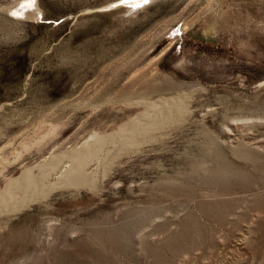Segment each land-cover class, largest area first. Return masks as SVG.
Masks as SVG:
<instances>
[{"label": "rangeland", "instance_id": "obj_1", "mask_svg": "<svg viewBox=\"0 0 264 264\" xmlns=\"http://www.w3.org/2000/svg\"><path fill=\"white\" fill-rule=\"evenodd\" d=\"M131 1L0 0V190L113 152L1 211L0 264H264V0ZM158 100L176 122L115 141Z\"/></svg>", "mask_w": 264, "mask_h": 264}, {"label": "bare ground", "instance_id": "obj_2", "mask_svg": "<svg viewBox=\"0 0 264 264\" xmlns=\"http://www.w3.org/2000/svg\"><path fill=\"white\" fill-rule=\"evenodd\" d=\"M31 7L35 9L36 14H41L34 5ZM170 104L168 101L159 100L140 104L145 107V110L124 123L119 130L112 132L113 138L116 142H123L124 147L143 144L153 131L165 124L176 122ZM107 141L106 134H95L82 146L77 148L74 146V149L70 148L69 151L67 149L60 155H52L48 161L37 168H25L19 177L8 180L5 188L0 190V212L10 207L16 209L20 206L25 207L37 199H42L49 191L55 189L78 188L85 183L89 184L98 170L87 171V167L95 162L102 165L113 153L112 150L107 149Z\"/></svg>", "mask_w": 264, "mask_h": 264}, {"label": "water", "instance_id": "obj_3", "mask_svg": "<svg viewBox=\"0 0 264 264\" xmlns=\"http://www.w3.org/2000/svg\"><path fill=\"white\" fill-rule=\"evenodd\" d=\"M149 0H147V2H148ZM129 2V1H128ZM131 2H133V3H135V2H138V5L139 4H143V3H147V2H145V0H144V2H142L141 0H132ZM140 2V3H139ZM125 4H128V3H126L125 2ZM129 5V4H128Z\"/></svg>", "mask_w": 264, "mask_h": 264}, {"label": "snow or ice", "instance_id": "obj_4", "mask_svg": "<svg viewBox=\"0 0 264 264\" xmlns=\"http://www.w3.org/2000/svg\"><path fill=\"white\" fill-rule=\"evenodd\" d=\"M145 2H147V0H145Z\"/></svg>", "mask_w": 264, "mask_h": 264}]
</instances>
